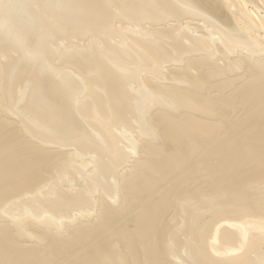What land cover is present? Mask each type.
Returning a JSON list of instances; mask_svg holds the SVG:
<instances>
[{"label": "bare ground", "instance_id": "obj_1", "mask_svg": "<svg viewBox=\"0 0 264 264\" xmlns=\"http://www.w3.org/2000/svg\"><path fill=\"white\" fill-rule=\"evenodd\" d=\"M0 264H264V0H0Z\"/></svg>", "mask_w": 264, "mask_h": 264}]
</instances>
